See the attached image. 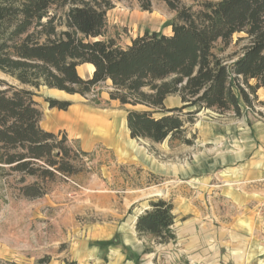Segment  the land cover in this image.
Returning a JSON list of instances; mask_svg holds the SVG:
<instances>
[{"label":"trees","instance_id":"obj_1","mask_svg":"<svg viewBox=\"0 0 264 264\" xmlns=\"http://www.w3.org/2000/svg\"><path fill=\"white\" fill-rule=\"evenodd\" d=\"M162 1L175 12L171 33L146 30L121 45L107 34L111 0H0V72L17 82L0 77V182L36 199L58 178L86 170L90 152L76 148L66 132L42 127L43 111L31 87L87 96L110 81L109 98L125 109L130 137L152 143L193 144L187 124L202 110L240 117L264 105L258 95L264 89V0H206L199 9ZM139 2L152 10L151 0ZM238 33L245 37L237 41L248 43L227 62L216 47L226 49ZM85 63L94 66L91 76L78 71ZM172 95H179L181 106L166 105ZM45 100L64 111L73 104ZM175 219L172 200L153 198L135 230L166 244L177 238ZM51 259L45 255L35 264Z\"/></svg>","mask_w":264,"mask_h":264},{"label":"rangeland","instance_id":"obj_2","mask_svg":"<svg viewBox=\"0 0 264 264\" xmlns=\"http://www.w3.org/2000/svg\"><path fill=\"white\" fill-rule=\"evenodd\" d=\"M111 1L114 7L107 13V34L121 45L130 43L146 30L170 32L175 12L162 0H151V11L143 10L139 0ZM180 1L182 5L199 9L206 0ZM239 37H245V33L235 34L224 50L220 43L216 47V52L227 62L248 43V39L237 41ZM0 77L17 84L2 72ZM31 89L41 103V123L46 125L50 108L45 100L48 87ZM109 90L110 84L102 83L91 94L72 103L112 113L116 141L90 138L67 127L62 129L76 148L90 152L84 157L86 170L69 178H58L46 195L36 199L22 197L0 182V264H35L45 255L52 257L51 264H64V258L73 259L71 247L75 242L98 236L107 226L119 230L109 241L118 244L121 232L132 235L134 218L151 199L162 197L178 205L183 196L201 202L206 219L214 218L216 225L224 227L225 221L233 223L229 231L234 243L230 247L235 253L229 254L232 255L229 261L224 258L228 252L214 239L210 223L204 229H195L193 224L185 226L186 217H178L176 240L156 244L150 236L139 237L145 251L152 254L146 259L150 264H253L250 255L256 246L249 243L250 238L264 237V182L245 184L223 180L219 177L223 167L217 163L218 154L233 146L228 142L238 135L243 115L202 110L193 124H187V137L193 144L168 140L152 143L131 139L126 111L118 101L109 100ZM258 94L264 96V89ZM102 96L107 101L103 99L97 105L94 100ZM173 103L172 98L167 102ZM246 110L249 121L264 123V105L256 104ZM208 132L214 136L219 133L220 139L208 138ZM74 134L81 137L75 138ZM230 188L235 195L226 192Z\"/></svg>","mask_w":264,"mask_h":264},{"label":"crops","instance_id":"obj_3","mask_svg":"<svg viewBox=\"0 0 264 264\" xmlns=\"http://www.w3.org/2000/svg\"><path fill=\"white\" fill-rule=\"evenodd\" d=\"M170 33L171 30L169 33L165 34ZM78 71L83 77H88L92 75L94 66L92 64L85 63L78 66ZM107 82L111 84L110 81ZM48 90L49 94H47L46 97H55L58 99H67L70 101H74L76 99H79V97H82L79 94H68L58 89L48 88ZM170 98L173 99L174 103L168 105L167 102ZM102 99L107 101L106 96H102ZM259 99L264 101V96H259ZM109 100L111 102L116 101L111 99ZM165 102L168 107H177L182 105L179 96H169ZM207 110L212 111L210 109H206V111ZM245 111L247 110H244L242 121L240 122V126L237 128L238 135H236L235 138L229 140L228 142L229 145L233 146L228 147L227 151L222 155L218 154L217 163L219 166L223 167V169H221V171L219 172V177H222L223 180L231 179L245 184L262 183L264 182V123L261 120H255L253 122L249 121ZM86 115L104 116L106 118L108 126V133L94 134L80 130L78 126L80 123H83L85 119L84 117ZM112 115L113 114L108 111L99 112L91 110L86 106L80 104L76 105L73 103L67 111L58 110L57 108H49L46 125H42V123L41 125L46 130L54 132H58L64 129V127H67L71 128L74 132H77L79 134L81 133V135L104 140L107 142H112L117 140L116 123L113 120ZM208 134L210 133L208 132ZM74 135L75 138L81 137L76 134ZM210 135L208 136V138L211 137V139H214L217 136L220 139V137L218 136L219 133H216L214 136L213 132H211ZM226 192L230 193L231 195H235L233 188H230V190H226ZM239 195L241 197H244V195L247 194L244 193V195ZM173 203L174 213L176 215L175 225L173 228L175 230L177 238L179 236L176 229L178 217H186V219L183 220L185 226H191L193 224L195 226V229H197V227L204 229L205 227H208L210 223V226L214 231V239H217L219 243L221 242V247L228 252L227 256H224V258L228 261L229 259H232L231 256L235 253V251L232 249V246L230 247V245L234 243V236L232 235V233L230 234L229 231V229L233 228L232 222L225 221V223H223L224 227H222L214 223L216 221L214 218L210 217L206 219L202 203H197V201H194L191 196L181 197L178 205L175 201H173ZM148 207L149 204H147L143 208V211ZM207 208L208 207H206V209ZM143 211H141L139 214H141ZM138 215L132 222V235H129V233L125 234L121 232V242L118 244L115 241V243H111L109 241L113 239V237L115 236L117 231L119 232V230L116 227L107 226L105 230L103 229L99 231L100 234H98V236H93L89 239L78 240L77 242H75L71 247L73 259L78 261L80 264H150L149 260L147 261L146 259H149L152 254L145 251L143 243L139 240V236L135 230V222ZM221 229L226 230L222 232ZM249 243L256 246V248L251 251L250 255L251 259L253 260V264H264V237H251ZM246 255L248 256V251Z\"/></svg>","mask_w":264,"mask_h":264},{"label":"bare ground","instance_id":"obj_4","mask_svg":"<svg viewBox=\"0 0 264 264\" xmlns=\"http://www.w3.org/2000/svg\"><path fill=\"white\" fill-rule=\"evenodd\" d=\"M83 123H80L78 128L88 133H108L106 118L101 115H86Z\"/></svg>","mask_w":264,"mask_h":264}]
</instances>
